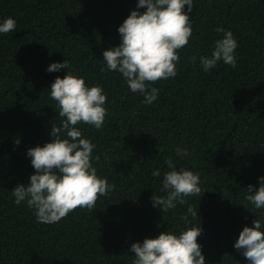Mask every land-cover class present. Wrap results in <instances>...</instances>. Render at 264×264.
I'll return each instance as SVG.
<instances>
[{
    "label": "trees",
    "instance_id": "16d2710c",
    "mask_svg": "<svg viewBox=\"0 0 264 264\" xmlns=\"http://www.w3.org/2000/svg\"><path fill=\"white\" fill-rule=\"evenodd\" d=\"M136 4L0 0V20L17 22L15 32L0 34V264H132L131 244L182 230L188 205L198 213L189 226L202 228L205 264H248L233 245L256 215L264 217L246 199L248 186L258 188L264 176V0H194L193 38L180 50L176 77L152 85L160 93L151 105L120 74L101 71L103 51L119 45L118 27ZM217 27L237 39V63L205 73L199 58L222 37ZM65 59L108 97L104 127H80L96 145L97 174L114 188L91 211L78 207L42 224L25 204H14L11 190L34 174L27 150L51 142L52 125L63 119L50 85L67 70L46 69ZM177 146L190 155L177 156ZM168 161L198 172L202 191L162 212L151 197L164 195ZM157 168L161 175L153 177Z\"/></svg>",
    "mask_w": 264,
    "mask_h": 264
},
{
    "label": "clouds",
    "instance_id": "9594fccd",
    "mask_svg": "<svg viewBox=\"0 0 264 264\" xmlns=\"http://www.w3.org/2000/svg\"><path fill=\"white\" fill-rule=\"evenodd\" d=\"M193 5L194 0H137L136 10L118 27L119 45L103 51L101 71L120 74L127 88L142 95V103L151 105L160 93L152 85L176 77L180 50L193 38L194 23L190 19ZM141 8L146 10L140 12ZM16 24L12 17L0 20V34L15 32ZM216 31L222 37L214 41L210 55L199 58L205 73L219 62L232 67L237 63L238 41L233 32L222 27ZM61 69H66V74L51 83L50 97L56 101L58 114L63 119L59 126L52 125L51 142L27 150L34 174L26 186L18 184L11 190L14 204H25L32 210L36 222L42 224H56L78 207L91 211L97 200L114 188L97 174L93 166L96 145L84 136L80 127L88 125L97 130L104 127L108 97L101 85L86 83L83 76L74 75L66 59L51 63L46 71ZM175 154L187 158L190 152L186 147L177 146ZM167 163L169 170L163 173L161 187L164 195L151 197L153 207L162 212L187 204L189 197L198 196L202 191L198 172L177 169L171 161ZM151 175L160 177V169L153 170ZM258 183V188L248 186L246 199L254 209L264 210V176L258 177ZM196 216L197 210L188 205L180 216L185 224L182 230H167L155 238H145L142 243H132V264H205L202 246L197 242L202 228L189 226V217ZM256 216L253 226H244L233 245L248 264H264V217Z\"/></svg>",
    "mask_w": 264,
    "mask_h": 264
}]
</instances>
